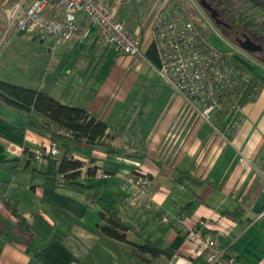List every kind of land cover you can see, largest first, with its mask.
Here are the masks:
<instances>
[{"label": "crops", "instance_id": "1", "mask_svg": "<svg viewBox=\"0 0 264 264\" xmlns=\"http://www.w3.org/2000/svg\"><path fill=\"white\" fill-rule=\"evenodd\" d=\"M166 2L150 7L122 0L116 11L138 36L141 55L125 56L102 44L79 12L77 33L48 48L52 61L44 58L23 68L8 57L0 62V80L87 108L107 125L103 141L122 151L71 143V157L100 168L104 177L94 179L89 196L59 188L54 184L61 178L59 157L33 154L50 138L28 126L29 112L0 100V264H133L131 243L143 238L130 232L128 241H118L104 233L101 212L110 203L141 234L160 237L175 250L169 259L160 256L161 264H190L189 257L204 253L175 225L179 216L189 226L206 220L227 256L264 264V64L250 55V66L233 57L262 87L243 105L242 123L228 140L219 132L225 120L220 127L201 120L145 56L153 21ZM222 41L217 42L226 48ZM134 172L150 181L145 196L124 186ZM129 195L135 197L133 204ZM6 199L32 232L19 225ZM239 205L246 208L243 222L221 215Z\"/></svg>", "mask_w": 264, "mask_h": 264}, {"label": "built area", "instance_id": "2", "mask_svg": "<svg viewBox=\"0 0 264 264\" xmlns=\"http://www.w3.org/2000/svg\"><path fill=\"white\" fill-rule=\"evenodd\" d=\"M121 3L122 0H0V18L6 23L0 43L17 36H34L41 40L49 37L54 41L53 48L77 33L78 13L83 12L89 25L99 33L102 44L112 46L125 56L141 55L138 36L126 28L123 19L115 16ZM150 40L159 55L160 65L156 67L159 75L201 120L212 122L215 115L224 113L226 127L224 132L218 131L231 140L229 135L235 134L242 123L243 105L256 97L262 84L236 63L227 47L220 48L208 40L202 47L192 21L178 4L169 0L155 16ZM33 153L36 159L60 156L57 144L52 141ZM240 161L243 162V158ZM91 166L81 167V178L86 177L87 168ZM102 177L104 173L97 167L94 179ZM149 182L145 175H129L124 179V186L131 193L145 196ZM128 201L133 204L135 197H128ZM161 221L169 223L166 217ZM174 223L186 239L197 244L198 250H209L208 264H242L234 256L224 259V249L217 240L202 235L201 228H210L203 218L189 226L186 218L179 216Z\"/></svg>", "mask_w": 264, "mask_h": 264}, {"label": "trees", "instance_id": "3", "mask_svg": "<svg viewBox=\"0 0 264 264\" xmlns=\"http://www.w3.org/2000/svg\"><path fill=\"white\" fill-rule=\"evenodd\" d=\"M169 1L178 4L188 19L192 21L197 39L203 47L208 38L205 37L203 32L198 30L197 15L189 10L192 5L186 0ZM219 10L228 20L245 27L247 32L259 36L264 41L263 8L254 5L248 0H220ZM217 41L213 39L211 43L223 48L219 46ZM145 56L156 67H159V55L155 44L151 40L145 51ZM0 100L11 107L29 112L28 126L48 136L52 142L57 144L60 152L58 173L61 178L55 179L54 184L59 188L75 190L88 196L91 195V191L95 188L94 175L97 167L94 165L88 167L86 177L81 178L80 169L84 164L82 161L71 157V143L83 142L93 147L102 146L114 154L122 152L121 149L113 148L109 143L103 141L107 128L103 120L90 113L85 107L61 103L43 89H31L6 80H0ZM225 117L224 113L215 115L214 124L220 127L219 125H221L222 120H225ZM229 138H231V135H229ZM134 175H140V173L134 172L132 176ZM5 204L18 220L19 225L32 232L31 226L17 206L7 199ZM245 210L244 206L239 205L233 211L222 212L221 215L243 222L242 217L246 212ZM101 217L105 221V225H101L100 228L108 236L118 241H128V236L131 232L132 237L143 238L141 243H131L130 260L133 264H161L160 256L169 259L176 253L174 249L167 247L160 237L144 236L132 224L125 222L114 211L113 203H110L108 208L103 209ZM201 233L204 236L209 235L212 237L215 234L207 227L201 228ZM208 254L209 250L207 249L203 254L194 258L189 257L190 264H208ZM222 256L224 259L229 257L226 255L225 250ZM237 260L240 261L239 259ZM241 261L242 264H251L246 260L241 259Z\"/></svg>", "mask_w": 264, "mask_h": 264}, {"label": "rangeland", "instance_id": "4", "mask_svg": "<svg viewBox=\"0 0 264 264\" xmlns=\"http://www.w3.org/2000/svg\"><path fill=\"white\" fill-rule=\"evenodd\" d=\"M138 1L144 2L151 7L154 5L156 6L161 0H138ZM186 2L192 5V7L191 6L189 7V10L197 15L196 18H197L198 30L200 32H203L206 38L214 39L213 37H215V39H217L219 42L223 40L222 43L224 42V45L228 49H230L233 57L238 58V60L244 61L245 64L249 66L251 65L249 64V61L252 62V60L250 59L253 58H251L250 56L249 59L248 57L249 54L247 55L242 54V52H240V49L237 47V45L231 44L224 37L223 33L216 26L213 25V23L210 21L209 18H207V15H205L204 10L199 4V1L186 0ZM5 27H6V23L3 21V19L0 18V39L4 34ZM18 37H23V36H18ZM17 38L14 37L5 42L4 40H2V42L0 43V57L2 56L3 57L0 59V62L8 57L13 62L19 64L21 68H23L25 63H35L44 58H46L48 61L53 60V58L49 56L48 48H52L51 45L54 43V41L52 39L49 40V37L43 40L42 42H40V39L30 40L29 38H21V39H17ZM11 41L13 42L10 44Z\"/></svg>", "mask_w": 264, "mask_h": 264}, {"label": "flooded vegetation", "instance_id": "5", "mask_svg": "<svg viewBox=\"0 0 264 264\" xmlns=\"http://www.w3.org/2000/svg\"><path fill=\"white\" fill-rule=\"evenodd\" d=\"M205 15L233 45H237L242 54H249L253 58L264 64V41L257 35L246 31L245 27L228 20L219 10L220 0H202L200 3ZM247 44L252 49L251 52H244L242 45Z\"/></svg>", "mask_w": 264, "mask_h": 264}, {"label": "water", "instance_id": "6", "mask_svg": "<svg viewBox=\"0 0 264 264\" xmlns=\"http://www.w3.org/2000/svg\"><path fill=\"white\" fill-rule=\"evenodd\" d=\"M248 1H250L254 5L259 6V7L264 9V1L263 0H248ZM202 2L203 1L200 0L201 4H202ZM242 49H243L244 52H251L252 51V49H250V46H248L247 44L242 45Z\"/></svg>", "mask_w": 264, "mask_h": 264}]
</instances>
